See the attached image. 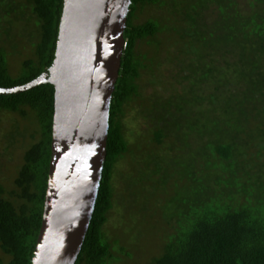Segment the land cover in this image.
Returning a JSON list of instances; mask_svg holds the SVG:
<instances>
[{"label": "trees", "instance_id": "16d2710c", "mask_svg": "<svg viewBox=\"0 0 264 264\" xmlns=\"http://www.w3.org/2000/svg\"><path fill=\"white\" fill-rule=\"evenodd\" d=\"M195 2L178 11L186 26L180 38L190 40H185L189 46L184 51L199 62L190 60L187 66L178 62L173 75L172 81L182 85L177 89L172 83L170 89L169 97L177 102L168 108L175 112L170 118L176 122L172 127L153 122L156 144L173 139L172 168L178 175L185 170L181 176L192 186L179 205L184 209L172 216L170 242L153 264H264V0ZM155 3L131 0L109 110L102 177L75 264H106L112 257L102 228L114 201V165L130 149L123 136L122 106L138 95L137 82L146 67L139 60L143 55L136 53L137 43L160 32L156 21L135 24L133 16L139 7ZM62 9L63 0H0V26L7 23L4 28H8L11 19L23 20L28 11L38 32L34 57L22 62L17 78L10 76L7 53L0 46V88L27 84L51 66ZM187 95L192 101L183 107L181 98L189 99ZM157 96H152L150 108ZM4 111L23 118L29 111L39 127V139L23 153L15 188L7 196L0 186V252L8 258L6 264H32L48 182L54 88L44 84L0 95V112ZM11 133L4 136L8 146L21 137L17 129Z\"/></svg>", "mask_w": 264, "mask_h": 264}, {"label": "rangeland", "instance_id": "374dc122", "mask_svg": "<svg viewBox=\"0 0 264 264\" xmlns=\"http://www.w3.org/2000/svg\"><path fill=\"white\" fill-rule=\"evenodd\" d=\"M195 1L157 0V3L145 5L141 10L139 7L133 16L135 24L156 21L160 32L148 42L139 41L135 48L138 56L143 55L139 60L146 67L140 72L137 82L138 95L122 106L123 136L129 140L130 149L113 168L114 201L102 228L112 255L106 264H153L164 253L172 237V216L184 209H179V205L191 192L192 185L181 176L186 171L179 170L178 175L175 167L172 168L173 139L168 137L163 144L157 145L153 122L171 127L176 122L170 118V113L173 117L175 112L168 108L171 103L173 106L174 101L175 104L177 102L169 97L172 96L170 89L172 83L177 89H181L182 85L172 81L173 75L178 69V62H182L183 66H187L190 60L195 65L199 62L196 56H189V52L184 51V46H189L185 41L189 36H184V40L180 38L181 32L186 29L184 15L179 14L184 10L182 5L191 7ZM11 21L8 28H4L7 23L0 26V46L6 50L10 76L17 78L22 74V62L34 57L38 32L36 19L28 11L23 20ZM195 50L198 51L197 46ZM155 95L158 96L150 108L149 102ZM187 96L189 99L181 98L184 100L183 107L192 101L191 96ZM215 107L219 109L218 105ZM147 116H151L153 121ZM33 119L29 111L25 118L11 112H0V186L7 196L15 188L14 180L23 163L24 151L39 139L36 132L39 127ZM16 129L21 137H16V143L8 146L4 136L7 133L11 136V130ZM166 180L167 184L162 183ZM0 259L1 264H6L8 260L1 252Z\"/></svg>", "mask_w": 264, "mask_h": 264}, {"label": "water", "instance_id": "95a60500", "mask_svg": "<svg viewBox=\"0 0 264 264\" xmlns=\"http://www.w3.org/2000/svg\"><path fill=\"white\" fill-rule=\"evenodd\" d=\"M131 0H63L51 66L15 95L54 88L51 154L32 264H75L94 212Z\"/></svg>", "mask_w": 264, "mask_h": 264}, {"label": "clouds", "instance_id": "9594fccd", "mask_svg": "<svg viewBox=\"0 0 264 264\" xmlns=\"http://www.w3.org/2000/svg\"><path fill=\"white\" fill-rule=\"evenodd\" d=\"M125 46H123V50H124Z\"/></svg>", "mask_w": 264, "mask_h": 264}, {"label": "built area", "instance_id": "2783aa9c", "mask_svg": "<svg viewBox=\"0 0 264 264\" xmlns=\"http://www.w3.org/2000/svg\"><path fill=\"white\" fill-rule=\"evenodd\" d=\"M124 46H125V42H124Z\"/></svg>", "mask_w": 264, "mask_h": 264}]
</instances>
